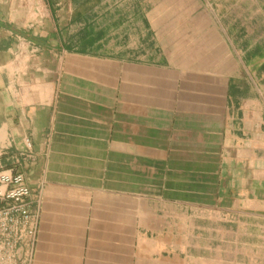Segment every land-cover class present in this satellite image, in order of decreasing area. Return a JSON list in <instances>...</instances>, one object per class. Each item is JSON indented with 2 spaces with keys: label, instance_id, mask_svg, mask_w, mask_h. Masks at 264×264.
<instances>
[{
  "label": "crops",
  "instance_id": "crops-1",
  "mask_svg": "<svg viewBox=\"0 0 264 264\" xmlns=\"http://www.w3.org/2000/svg\"><path fill=\"white\" fill-rule=\"evenodd\" d=\"M0 264H264V0H0Z\"/></svg>",
  "mask_w": 264,
  "mask_h": 264
},
{
  "label": "bare ground",
  "instance_id": "bare-ground-1",
  "mask_svg": "<svg viewBox=\"0 0 264 264\" xmlns=\"http://www.w3.org/2000/svg\"><path fill=\"white\" fill-rule=\"evenodd\" d=\"M30 193V189L22 174H14L9 171H0V208L7 203L5 214L9 221L16 214L27 212L23 199Z\"/></svg>",
  "mask_w": 264,
  "mask_h": 264
}]
</instances>
